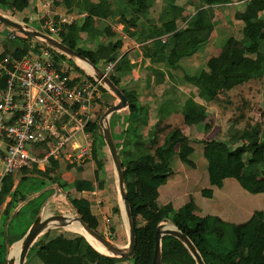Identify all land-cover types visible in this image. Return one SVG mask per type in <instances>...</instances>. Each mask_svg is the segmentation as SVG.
Returning <instances> with one entry per match:
<instances>
[{"label": "trees", "instance_id": "obj_1", "mask_svg": "<svg viewBox=\"0 0 264 264\" xmlns=\"http://www.w3.org/2000/svg\"><path fill=\"white\" fill-rule=\"evenodd\" d=\"M155 0H127L128 9L135 11L137 16L126 18L125 13H121L122 20L126 28L141 26L137 24L139 17L145 16V12L154 5ZM167 4L160 20L161 26H156L153 37L163 34L169 35L166 43L162 44L153 54L155 57L162 56L166 59L168 66H175L178 60L196 51L200 46L208 42L213 31V20L216 18L217 6L230 4L232 0H196L192 5L195 14L186 22V26L177 30L175 20L181 15L182 7H178L174 0H163ZM109 0H99V5L107 8ZM191 4V1H188ZM94 5H91L93 7ZM29 7L27 0H0V9L11 10L15 8L19 13L26 12ZM237 21L243 25L239 38L228 36L218 57L208 60L205 68L209 75L207 84L197 85V98L205 105L212 106L219 104L217 101L220 95L231 91L234 88L248 84L250 81L262 80L264 78V0H247L245 10L235 16ZM165 20V22H164ZM24 23L32 25L24 17ZM200 21L201 25L197 26ZM93 20L88 17L81 24L70 25L66 32L78 34L91 26ZM4 26V25H3ZM9 29V27L4 26ZM34 28V27H33ZM40 30V27L34 28ZM107 38L114 37V34L107 28ZM5 35V32H3ZM16 43L21 44L22 48L13 52L7 50V42L1 48L3 57L11 54L12 58L18 59L28 53V43L32 38L23 33L17 32ZM129 36H133L128 33ZM139 35V34H138ZM60 42L69 48L77 51L86 58L91 64L104 71L108 63H114V68L109 78L119 87L117 76H123L126 71H131L129 60L126 56L120 57L122 40H115L113 44H99L95 52H87L79 49L76 42L67 41L66 33L61 32L56 36ZM3 38L0 35V40ZM138 40H141L138 38ZM145 56L149 52V47L144 44ZM236 54L235 60H230L229 54ZM261 55L257 60V55ZM66 56L59 53L54 54V62L60 64L66 60ZM71 67L84 75L75 64L70 60ZM102 64V65H100ZM240 70L239 75H234L230 69ZM66 75H70L69 65L65 66ZM92 80V78H90ZM4 77L0 78V90ZM188 81V79H187ZM196 84L197 80H189ZM188 81V82H189ZM160 84L161 82L158 81ZM120 88V87H119ZM101 93L107 90L100 87ZM128 99V113L124 116V125L129 130L122 129L120 136H117L116 116L114 113L109 120L112 138L115 142L121 164L124 170L125 190L127 202L132 214L136 232V247L133 258H114L97 252L78 231H65L61 228H50L34 243L26 256L25 264H28L30 254L40 253L45 257L42 264H151L154 249L155 228L160 222L169 221L181 233L186 235L200 253L205 264H264V252L260 246V240L264 241V214L262 211H255L248 220L247 231H242L234 226L236 243L234 250L220 255H215L209 248L207 236L211 232L210 218H198L192 212L179 209L177 212L168 210L159 222L147 224L140 232L137 230L139 220L153 211V202L140 200L138 192H130L132 178L139 176L144 182H149L153 186H163L172 175L171 162L177 157L180 162H185L193 154L192 148H186L177 152L179 143L185 140L183 132L177 128H168V125H161L158 121L153 128V132L146 138L137 135V128L147 125V107L142 106L135 99L134 94L123 90ZM264 92V91H263ZM165 96L167 95L164 94ZM264 96V93H263ZM231 102V100H229ZM233 105V103H232ZM249 103L242 98L241 103L234 106L235 118L230 120L234 135H229L225 140H213L214 147L206 157V173L210 186H214L223 180L236 177L240 187L249 194H264V127L253 121L245 124L241 131H252L259 137L258 141L248 145L242 141V136L237 135L238 127L243 119V110ZM167 103L162 102L160 107L162 118L170 116V109ZM169 111V112H168ZM207 118L204 116L187 118L189 126L202 123ZM251 119V118H250ZM208 129L207 126H204ZM168 130V131H166ZM86 131L92 134V154L91 159L94 164L93 180L77 178L68 184L66 181L55 174L58 169V162H53L51 168L44 172L33 169L32 171L21 170L16 174L7 175L1 181L0 186V264H6L5 256L8 247L14 242L19 241L25 235L33 221L22 229L24 222L34 220L40 213L47 199L52 195L51 185H56L59 190L68 192L67 197L73 208L80 215L82 220L93 230L97 229V220L91 214L90 203L86 199L75 196L82 192H92V183H96V190L103 191L106 179L111 178L105 168V159L101 157L102 147L105 146L102 139L101 128L98 121L90 123ZM132 131V133H129ZM166 131V132H165ZM163 136L161 138L160 136ZM117 140H121L120 144ZM143 144V146H142ZM144 144H148L147 147ZM243 164L240 173L235 176L234 169L238 164ZM86 167V166H85ZM76 166V171L82 173L88 168ZM236 171V170H235ZM18 180V184L15 181ZM110 180V179H109ZM72 194V196H71ZM201 195L205 198L212 196L211 189H203ZM22 205V206H21ZM215 222H220L219 218H213ZM167 225V224H164ZM21 229V230H19ZM221 230V228H220ZM19 232L14 235V232ZM82 234V235H81ZM18 244V243H15ZM16 246V245H15ZM11 247L10 253L14 250ZM161 264H195V261L184 247V245L171 236H164L161 240Z\"/></svg>", "mask_w": 264, "mask_h": 264}, {"label": "crops", "instance_id": "obj_2", "mask_svg": "<svg viewBox=\"0 0 264 264\" xmlns=\"http://www.w3.org/2000/svg\"><path fill=\"white\" fill-rule=\"evenodd\" d=\"M29 3V7L26 12L19 13L18 15H10L9 13H5L0 9V14L7 17L12 16V20L18 22H24V17L31 23L32 25L27 24L30 28L34 29L33 26H38V9L37 7L43 3L49 5L50 11L52 12V18L55 20L59 15H66L71 18L70 24H63L62 29L64 33H66V40L76 42V46L87 52H95L99 46V44H113L115 40H122V46L120 49V57L126 56L129 60V64L131 66V71H126L123 73V76H117V81L119 83V87L126 92L133 93L137 102L147 107V125L140 126L137 128V135L146 138L153 132V128L156 126L158 121H162L161 125H170L168 128H177L180 129L184 136H186L185 140L181 141L177 146V152L183 151L186 148H192L193 154L187 159L185 162H180L177 157L173 158L171 162V168L173 170L172 175L168 178L167 182L163 186H153L149 182H143L139 176H135L132 178L130 182V186H136L135 192L138 191L140 194V200L144 201L139 189L147 188L149 191L154 192L153 207L157 210L160 209L168 212L171 206H173V210L178 211L179 209H185L187 212L195 213L198 216L196 204H193V201L200 196V201L203 206L206 205L209 198L202 197L201 191L203 189H211L213 201L211 208L215 212V217L219 218L222 221H229L231 224L240 228V223H246L250 219L251 215L255 211H262L264 214V194H249L244 191L237 182L236 177L226 179L221 181L220 183L210 186L207 173H206V157L212 151L214 144L213 143H200L199 153L203 152L204 157L203 160L205 162H201V166L198 165V160L196 161L195 155V146L193 142H191L192 138L189 137V133H195V138L197 139V134H204L205 136L212 131L214 126L220 124V119L217 118L216 113H212V109H217L216 107H210L205 105L200 99L197 98V85L199 84H207L209 82V75L205 68V64L208 60L212 58H216L220 55L222 47L224 45L225 40L228 38L227 33L225 35V31L228 32L229 27L234 28V38H239L240 32L242 30V23L235 19V16L241 14L245 10V2L247 0H232L230 4L224 6H217L215 15L216 18L213 20V31L210 35V38L207 43L200 46L196 51L191 54L185 55L181 57L175 66H168L166 59L162 56L155 57L153 54L156 50L166 41L168 40L169 35L163 34L157 37H153L152 33L154 32V28L156 26H161L163 20H160V17L164 16L163 12L167 8L166 2L163 0H155L154 5H152L146 12L145 16L142 15L139 17V21L137 22L139 26L128 27L124 21L122 20L121 13H125L126 18L130 19L131 16H137L135 11L132 12L131 9H128L127 0H109L106 5L107 8H104L99 5V0H56L57 4L54 5L52 1L49 0H27ZM188 1H191V4H188ZM178 7H182L181 15L177 17L175 20V26L177 30L182 29L186 26V22L188 19L195 14V8L192 3H195L196 0H174ZM91 5H94L91 7ZM11 11V10H9ZM90 17L93 22L91 26H88L85 31L79 32L75 34L73 32H66L67 28L70 25L75 23L81 24L86 18ZM30 18V19H29ZM165 22V20H164ZM201 22H197V26H200ZM5 26V25H4ZM0 23V31L1 32H13L14 29H7ZM8 27V26H7ZM108 30L114 34V37L107 38L106 31ZM128 33H131L133 36H129ZM139 34V35H138ZM141 39V40H138ZM7 42V50L9 52H13L17 49H21V44L11 41H5L3 39L0 40V50L3 47V44ZM146 44L149 47L148 54L144 53L143 47ZM59 53V52H58ZM61 54V53H59ZM62 55V54H61ZM230 60L236 59V54L231 52L229 54ZM67 58V57H66ZM261 55H257L256 59L260 60ZM72 61L75 66L85 73H89L84 66H80L78 62H75L72 59L67 58L66 60H62L60 65L65 69V66L69 65L70 77L77 78L82 76L80 72L74 71L71 67ZM102 65V64H100ZM86 67V66H85ZM104 70V69H103ZM90 71V70H89ZM230 72L234 75H239L240 70L230 69ZM91 73V72H90ZM94 73V72H93ZM189 80H197L196 84L191 83ZM158 81L161 83L159 84ZM261 81V80H260ZM254 81H250L248 84H244L243 86H239L238 88H234L231 91H239V90H248L250 88V83ZM263 83V91H264V78L262 79ZM167 95L165 96L164 94ZM106 95V102L108 107L117 104V99L113 94L107 91L104 93ZM102 96V93H101ZM109 102H108V100ZM219 99H223L220 98ZM162 102L167 103L169 106L170 116L166 119L162 118V116H166L160 112V107ZM220 102V101H219ZM101 103L100 101L97 103ZM264 103V101H263ZM168 111V112H169ZM97 113V108L95 113L93 114V118L91 123L96 122L95 120ZM128 113L127 107L123 110L119 111L116 116V125H117V136L121 134L122 129H124L125 125L123 122L124 116ZM207 114V118L202 123H198L194 126H189L187 118L204 116ZM100 126V120L98 121ZM212 125V127H211ZM228 128L225 132L226 135L223 136L224 140L229 137V135L233 130L230 120H228ZM204 126H207L208 129H205ZM211 127V128H209ZM234 128V126H233ZM235 129V128H234ZM124 130H129L127 125ZM168 131V130H166ZM165 131V132H166ZM205 132V133H204ZM129 133H132L130 131ZM197 133V134H196ZM252 131H242V141L244 143L250 145L253 142L258 141L259 137L255 135ZM118 136V137H119ZM255 138H254V137ZM163 138V136H160ZM253 137V140H252ZM88 139V138H87ZM86 139V141H87ZM191 140V141H189ZM85 140L80 142L84 143ZM89 142H93V137L88 139ZM120 144L121 140H117ZM205 145L204 150L202 145ZM143 146V144H142ZM145 147L148 144H144ZM105 147H102L101 157L105 159ZM107 149V148H106ZM108 152V150H107ZM105 161V160H104ZM65 161H61L58 163V169L56 172L61 170ZM62 165V166H61ZM88 169L94 170V164L92 159L89 160L79 166L85 167ZM243 166V164H242ZM242 166L239 169V164L234 169V175L237 176L242 170ZM51 168V167H50ZM107 170V167L105 165ZM48 169V168H47ZM87 169V170H88ZM236 170V171H235ZM29 171V170H28ZM45 171V170H44ZM42 171V172H44ZM55 172V174H56ZM84 172V171H83ZM82 173H78L77 176L73 178L71 181L67 182L68 184L72 183L73 180L77 178L82 179H91L92 176L88 177L89 174L83 176ZM16 174V173H15ZM114 176V175H113ZM18 182V180H16ZM15 181V184L18 183ZM1 186V184H0ZM58 188L55 184L51 185V187ZM92 186L94 190L92 192H82L76 194V199L79 198L86 199L89 201V194H96V183L93 182ZM50 187V188H51ZM198 188V192L200 194L194 193L195 189ZM59 189V188H58ZM53 190V189H52ZM62 191V190H61ZM71 191V190H69ZM104 191V190H103ZM99 191V192H103ZM64 192V191H63ZM67 197V194H66ZM189 198V202H188ZM211 199V198H210ZM60 200V201H56ZM150 201V200H149ZM90 203V211L91 214L97 220V229L96 231L104 236L106 239L114 242L116 246L125 248L128 244V230L110 228V230H105L103 225L100 223L96 214L94 213L92 203ZM190 205H192V209H190ZM22 206V205H21ZM200 206V205H199ZM120 207V206H119ZM116 207V211L119 209ZM164 207V208H163ZM51 209H53V214ZM60 209H64L68 211L72 215L77 213V211L73 208V205L69 202L68 197L66 201L64 197L61 195H56L55 191H53L52 195L47 199L45 204L43 205L38 216H43L45 218L53 216V215H61ZM159 209V211H160ZM56 210V211H55ZM120 215L121 214V209ZM173 211V212H175ZM45 214V215H44ZM52 214V215H51ZM37 216V217H38ZM200 217V216H199ZM119 224V228L121 227L120 222H112L108 223ZM113 226V227H115ZM117 227V226H116ZM65 231H75L67 228H61ZM124 229H126L124 227ZM247 231V226L242 230ZM260 246L262 247L263 244ZM16 247V246H15ZM98 252V251H97ZM264 252V250H263ZM101 254V253H100ZM104 255V254H102ZM108 256V255H105ZM36 261L38 264H42L45 261V257L40 253L35 254ZM109 257H112L111 255ZM115 258V257H114ZM119 264H128V262H120Z\"/></svg>", "mask_w": 264, "mask_h": 264}, {"label": "built area", "instance_id": "obj_3", "mask_svg": "<svg viewBox=\"0 0 264 264\" xmlns=\"http://www.w3.org/2000/svg\"><path fill=\"white\" fill-rule=\"evenodd\" d=\"M37 9L41 29L37 31L49 37L56 39L63 31V24L71 23L66 15L54 20L46 3ZM18 14L15 8L11 9L12 16ZM5 38L15 42L16 30L5 32ZM32 40L28 43V53L21 58L14 59L10 53L0 57V78L4 77L0 90V163L3 167L0 184L7 175L24 169L44 171L53 162L80 166L92 154L93 142L88 141L92 134L86 128L101 99L103 86L86 73L77 78L66 75V70L54 62L58 51L44 43L36 44L37 39ZM113 68L114 63H108L102 72L108 76ZM102 127L100 124L101 131Z\"/></svg>", "mask_w": 264, "mask_h": 264}, {"label": "rangeland", "instance_id": "obj_4", "mask_svg": "<svg viewBox=\"0 0 264 264\" xmlns=\"http://www.w3.org/2000/svg\"><path fill=\"white\" fill-rule=\"evenodd\" d=\"M49 1H52L54 5L57 4L56 0H49ZM2 11L5 13H9L11 15V11H9V9L4 8ZM33 27L37 28V26H33ZM234 32H235L234 28L229 27L228 32L225 31V35L227 33V36H234ZM1 36L3 38H5V35L3 34V32L1 34ZM5 41H7L6 38H5ZM34 41L38 45H43V43H41L40 41H37V40H34ZM72 60H74L75 62H78V64H80V66H84L79 60H77V59H72ZM84 68H86V70L89 72L86 74H89V76L92 75L91 77L94 78V74L91 72V70L85 66H84ZM263 93L264 92H263L262 80L261 81L256 80V81L250 83V88L247 91L246 90H239V91H233V92H225V93H223V95L219 96L220 98L224 97V100L218 98L217 101H220V103L219 104L216 103V104H213L212 106H210V107H216L217 108V109H212L213 110L212 113H211V111H209V112H210V114H213V112L214 113L217 112L216 116H217V118L220 119V124H217V126H214L212 128V131L209 134H207L206 136L204 134H197L196 133L197 139L195 138V133H193V134L189 133V137L192 138L191 139L192 141L191 140H189V141L193 142V145L195 146V151H196V155H195L194 159H196V161L198 160L199 166H201V164H202L201 162H205L203 160V157H204L203 152L199 153L200 143L203 141H204L203 143H205V142L212 143L213 140H224L223 136L226 135L225 132L229 133V131H226V129L228 128V125H227L228 120H232L239 113V112L236 113L234 106L241 103L242 98H244L249 103V105L243 110V112H241L243 114V119L239 123V126L238 127L234 126V128H236V130L240 131L239 133H237L238 137L241 135V132H242L241 130H243L245 128V124L253 121V119H254L253 122L258 123L264 127V103H263L264 96H263ZM103 99L106 100V95H104V93H102L101 103H99L98 107H97V113H96L97 118L95 119L97 121L100 120V117L105 112V110L107 109V106H108L106 104V102L103 101ZM229 100H231V102H229ZM108 102H109V100H108ZM232 103H233V105H232ZM211 127H212V125H211ZM211 127H209V128H211ZM230 134H234V130ZM253 137H252V140H253ZM202 147L204 150L205 145L203 144ZM105 154H106L105 155V165H106L107 170H108V175L111 178L107 177L103 192H99V190H96V194H94V195L89 194L88 198H89V201L92 203L94 213L96 214L97 218L99 219L100 223L103 225L105 230H110V228H115V230H118V229L119 230L120 229L128 230L124 206H123L122 200L120 198V193H119V190L117 187V182H116L115 176H113L114 175L113 166H112L111 159H110L109 153L107 152L106 147H105ZM76 164L77 163H74V165H71L69 162H65L63 164V167L61 168V170L56 172V174L59 175L62 178V180L69 182L73 178L78 177L77 176L78 173L76 171V166L79 164H77V165ZM241 166H242V164L240 163L239 167H237L236 169H239ZM2 169H3V167H2V164L0 163V172L2 171ZM92 173H93L92 169H88V170L83 172V176H86V174H89L88 177L89 176L91 177ZM90 180H93V178H91ZM51 189H53V191H55L56 195H60V196L62 195L66 201V198H67L66 194H68L69 191L63 192V191L59 190L58 188H56L55 186L54 187L52 186ZM127 189L130 192H133V191H135L136 186L131 185V186H128ZM139 191H140V193L144 199L143 202H146L149 200L152 202L154 201L153 200V198H154V192L153 191H149L147 188H140ZM196 191H198V188L195 189L194 193H198ZM136 192H138V191H136ZM198 194H200V191ZM71 196H72V194H71ZM212 196L210 197L211 199L209 198V200L205 206L202 205V203L200 201V196L197 197V199L195 201H193V204H196V206H198L197 207L198 216L195 213L196 209L194 210L193 214L195 216H197L198 218H210L211 219L209 222L211 232L207 236V239L209 241V248H210V251H212L215 255H220L222 253H227V252H231L234 250L236 238H235V233L233 230L234 229L233 224H231L229 221L225 222V221L221 220V223L214 221L215 219H213V218H216L215 212L212 210V208H211L212 203L210 202V201H213ZM56 201H60V200H56ZM189 201L190 200L188 198V202ZM116 207H119V209H121L122 216L120 215L119 209L116 211ZM160 208L161 207H159L157 210L155 208H153V211L150 212L148 215L144 216L141 219V222L139 220L140 225H138L137 230H139L141 232L147 224L153 225V224L159 222L160 218L163 215L168 213L166 211V207H165V210L160 209ZM173 208L174 207L171 206L170 210L175 211V210H173ZM159 209H160V211H159ZM191 209H192V205H190L189 210H191ZM51 211L53 214L54 213L53 209H51ZM175 212H177V211H175ZM59 213L61 215H64L68 220H71V225L66 226L65 228L81 232L86 237L85 239L89 243L87 236L88 237H90V236L85 233L83 228L78 230L77 228L73 227L74 225L78 224V223H76V221L74 219L76 215H72L71 213H69L68 211H65L64 209H60ZM34 220L30 219V220H27L26 222H24V226L22 229L24 230L26 225H28L30 223V221L34 222ZM110 221L116 222V223L120 222L121 227L119 228L118 223L116 225L117 227L115 226V223H113V224L111 223V225H109L108 223H110ZM162 223L167 224V225H165L167 228H171L173 226L169 221L160 222L159 224H162ZM113 226H115V227H113ZM246 226H248V222L240 223V229L241 230H243ZM124 227L126 229H124ZM237 227H239V225H237ZM220 228H221V230H220ZM19 230H21V229H19ZM18 233H19L18 231L14 232V235L15 234L17 235ZM108 241H110V240H108ZM261 242H262L261 244H263L261 249L264 250V241L261 240ZM112 243L115 244L114 242H112ZM15 245H16V247L10 253V257L17 260V258L19 256L20 246L17 244H14V245H11L10 248L15 246ZM96 245H97V247L99 246L98 247L99 253L104 254V255H108V256L111 255L109 252L106 251V249L102 248L99 244H97V242H96ZM28 264H38V262L36 261L35 254H33V253L30 254V256L28 257Z\"/></svg>", "mask_w": 264, "mask_h": 264}, {"label": "water", "instance_id": "obj_5", "mask_svg": "<svg viewBox=\"0 0 264 264\" xmlns=\"http://www.w3.org/2000/svg\"><path fill=\"white\" fill-rule=\"evenodd\" d=\"M0 23L8 26L20 33L29 36L32 39L40 40L42 43L58 51L62 55L68 57L69 59H80L86 62L94 70V78L106 89L108 92L113 94L117 99V104L108 107L105 112L100 117V124L102 127V139L108 150L111 163L113 166L114 176L117 182V187L120 193V198L122 200L126 223L128 229V245L126 248H121L108 241L104 236L99 234L96 230L91 229L80 217L78 213H75V221H78L86 234H88L93 240L97 241L107 252L115 258H133L135 254L136 247V232L135 225L132 219V214L127 202V193L125 190V180H124V170L121 164L120 156L116 148L115 142L112 138V133L110 130L109 119L114 113H118L128 106V99L124 95L123 91L116 86L112 80L104 72H102L98 67L91 64L86 58L81 56L77 51L69 48L62 42L47 36L46 34L30 28L28 25H22L17 21L7 18L0 14ZM71 220H68L64 215H53L42 219L41 216L35 218L32 225L29 227L25 235L19 241L15 243L20 244V252L17 260L10 257V247L6 251V264H25L26 256L29 250L32 248L34 243L42 236L48 229H50V224L55 223L56 228H65ZM82 235V234H81ZM86 238L84 235H82ZM164 236H171L180 241L184 247L187 249L195 264H205L200 253L192 243V241L183 233H181L175 226L167 228L163 223L158 224L155 228L154 234V249L151 264H161V240ZM13 243L12 245H14Z\"/></svg>", "mask_w": 264, "mask_h": 264}, {"label": "bare ground", "instance_id": "obj_6", "mask_svg": "<svg viewBox=\"0 0 264 264\" xmlns=\"http://www.w3.org/2000/svg\"><path fill=\"white\" fill-rule=\"evenodd\" d=\"M77 60H79L84 66H86V67H88L90 70H91V72L93 73L94 72V70L92 69V67L90 66V65H88L86 62H84V61H82V60H80V59H77ZM93 74H95V73H93ZM42 217V219H44V217L43 216H41ZM76 223H78V224H76V225H74L73 227L74 228H77L78 230L79 229H81L82 227H81V225L79 224V222L78 221H76ZM71 225V222H69L68 223V225L67 226H70ZM50 228H55V229H58V228H56L55 226H56V224L55 223H51L50 225ZM87 239H88V241H89V244L95 249V250H97L98 251V247H97V245H96V242L93 240V239H91L90 237H88L87 236ZM97 244H99L98 242H97ZM17 245H19L20 246V244L18 243ZM100 245V244H99ZM101 246V245H100ZM14 247V246H13ZM102 247V246H101ZM103 248V247H102ZM12 248H10V250H11ZM20 252V251H19ZM19 257V256H18ZM18 259V258H17Z\"/></svg>", "mask_w": 264, "mask_h": 264}]
</instances>
